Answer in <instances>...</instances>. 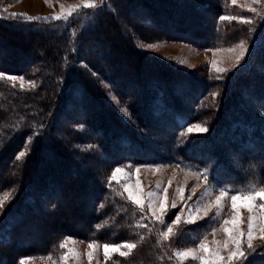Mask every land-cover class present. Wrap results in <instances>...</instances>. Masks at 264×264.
Wrapping results in <instances>:
<instances>
[{"label":"trees","instance_id":"trees-1","mask_svg":"<svg viewBox=\"0 0 264 264\" xmlns=\"http://www.w3.org/2000/svg\"><path fill=\"white\" fill-rule=\"evenodd\" d=\"M226 1L111 0V6L96 7L93 21L88 23L81 33H75L76 36L71 26L56 29L39 24H16L15 21H5L0 18V50L4 49V46L12 48V51L6 53L4 60L0 62V71L20 75L30 72V78L35 81V86L26 90L0 79V166L6 174L0 181V191L18 186L13 187L11 192L14 198L4 207L3 213H0V264H20L19 260L23 255L47 252L55 254L60 248V239L67 234L88 240H126L136 243L137 247L127 257L113 256L104 264H176L173 250L180 246L178 241L174 238L171 241H164L162 247L157 235L161 228L157 224L153 225L149 220H141L139 209L123 193L112 186L104 185L100 178L95 179L93 177L96 175L95 171L82 172L78 159L73 157L71 150L56 152L52 157L60 160L59 165H69L74 169L76 177L74 181L70 180V183L80 180L89 182L92 187L91 192L95 194L91 200L92 204L88 205L87 210L86 207L81 208L85 213L74 214L76 217L79 216L82 221L80 224L85 229L67 227L70 224L68 218L58 221L56 215L59 216L63 211L58 197L64 198L68 191L66 184L59 185L60 181L58 182L55 174L46 173L47 170H44L38 176L42 179L40 184L43 186L40 190L33 188L32 185L38 184V181L37 178L29 177V174L40 162L36 155L38 156L37 153L47 147L45 142L55 147L60 145V137L58 138L51 131L58 125L60 117L65 115L70 105L80 110L82 116L79 122L84 123L91 130L92 140L94 139L100 150L112 162L118 164L153 162L155 160L152 158L156 155L158 157L164 155L161 160L169 159L181 164L207 167L210 178L214 182L219 181V185L229 182L251 183L250 177L241 175V172L224 158L223 152L229 145L242 151L245 156L241 160L246 165H254L256 169L254 175H259L257 178L264 180V165L257 164L259 160H264V152L261 151L264 118L252 111L250 102L247 103L246 98L244 101L240 99L242 96H247L257 104L264 100V76L252 69V63L243 67L242 71L233 77L234 82L226 87L223 96L219 93L214 99L209 95L215 85L208 79L203 78L198 81L195 75L190 79L189 75L178 74L181 76L180 79L186 77L184 81H178L180 87L183 85L185 87L184 90L178 89V92L175 86L177 81L171 80L176 78V74L174 75L172 71L167 72V69H170L169 65L154 61L149 62L148 65L143 58L130 66L120 65L116 61L100 63L102 58L105 59L114 50L109 48L105 52L94 49L97 43L99 47L102 46V42L111 35L116 34L117 37L123 34L125 36L123 39L112 40L110 45L113 49L124 46L130 48L131 52L115 53V60L128 59L130 62L132 54L138 52L130 42L129 33L127 31L124 33L125 31L119 26L124 10L130 13L140 10L145 13L143 15L147 20L145 25L139 22L137 25L130 23L129 28L134 26L139 30L151 25L162 26L164 29L167 28L165 31L183 35V38L198 45L216 43L220 37L218 33L221 34L219 28L221 26L239 34L247 31L248 27L242 25L256 26L263 21L264 26L262 16H257L248 24L238 23L235 20H221L219 15L226 14L230 10ZM200 9L205 11L204 15L199 14ZM200 17L202 19H199ZM103 27L113 29L114 33H105ZM217 27L219 31H216ZM14 34L19 36V41L12 38ZM199 39H204V42L195 41ZM258 53L260 49L255 53L253 63ZM2 57L0 51V60ZM25 59L27 60L24 66H19L18 63ZM72 62L76 66L70 69L68 66ZM105 69H108V73ZM143 71H150L152 78L142 79L143 81L135 79L134 75H139ZM96 73L114 86L120 99L128 105L137 125L132 127L108 103L100 90ZM127 76H129L128 80ZM167 76L171 77V82L166 80ZM194 81H198V87L193 84ZM238 81L243 85L237 84ZM130 82H134L138 87L148 82L149 88L128 93L124 88H127ZM140 83L142 85H139ZM219 98L223 99L222 105L214 119L215 128L211 131L209 139L200 143H184L180 132L200 117L208 121L207 115L212 113L213 101L216 102ZM204 103L209 107L204 109L202 107ZM148 116L152 120L161 121L169 130L167 138L170 142L169 153L162 151L160 153L156 150L155 152L154 148L147 144L149 142L136 132L139 128L146 129V124L142 123ZM41 124L44 125L43 128H40ZM60 133L59 131L58 135ZM29 136L33 137V143L30 144L31 152L26 154L23 160L18 161L15 159V153L25 144ZM216 140H218L217 145ZM257 150L260 152L252 156L251 153ZM81 155L80 162L84 164L88 155L87 153ZM153 155L155 157H150ZM251 177H254L251 181L258 180L256 176ZM43 198L52 199L48 204H55L54 207L48 204L45 207L41 206L40 201ZM32 207L38 211L34 214L36 220L39 216L37 213H46L53 216L51 222L58 221L66 229L48 236L45 244L40 241L39 246L32 245L27 236L24 238V235H29L31 232L30 221H24L28 215L25 211ZM46 222L47 219L40 215L37 223L34 220L32 224L38 226ZM261 253H264V249H258L256 254L250 256V259L254 257V264H264V254Z\"/></svg>","mask_w":264,"mask_h":264},{"label":"rangeland","instance_id":"rangeland-1","mask_svg":"<svg viewBox=\"0 0 264 264\" xmlns=\"http://www.w3.org/2000/svg\"><path fill=\"white\" fill-rule=\"evenodd\" d=\"M228 2V12L221 13L219 17H246L249 18L251 22H253V19L255 20L257 16H262L264 14V0H259L258 3H254L253 0H236V3H233V0H227L226 3ZM97 6L99 5L100 7H105L106 5L111 6L112 2L111 0H104L103 6L100 4V0H96ZM84 5V0H0V18L4 19L5 21H15L17 23H23L26 25H33V24H39L42 26H48L49 28L55 27L56 29L71 26L73 29V34L76 36V34L81 33L87 26L88 23H91L93 21V18L95 16L94 12L96 10L95 8H88L83 6ZM76 7V11L72 12L70 16H68V19L65 20L63 19V15H67L69 9ZM98 6V7H99ZM226 6V5H225ZM251 7L256 8V12L250 11ZM201 12L199 14H205V11L203 9H200ZM12 13H23L26 14L27 16H33V17H41L42 19H37L33 21H28L23 17H13L11 14ZM145 14L144 12L140 10H135L134 12H128L124 10L122 12V20H121V25L120 28L129 33L130 36V42L134 44L135 48L138 50V54H132V58L130 62L128 59H119L115 60L114 54L115 53H128L131 52L130 48L126 47H117L113 49L111 47V42L112 40H121L125 36L119 35L116 37L115 35H111L110 38L102 42V46L99 47V43H97L94 46V49H100L102 51H107L109 48L113 51V53H110L105 59H101L100 63L106 62H118L120 65H125L127 66L134 64L135 62L139 61L140 59H145V61L148 63H152L151 61L158 62L163 65H169L170 69H167V72L172 71L173 74L176 76V78L171 79V77H166V80H173L174 82L177 81L176 83V89L178 90H184L185 87L179 86V80L184 81L186 77H183L184 79H180L181 76H178V74H186L190 76L191 78H194L195 75L198 78H196L198 81L200 79H208L211 82L214 83L215 87L210 90L209 97H213L214 99L217 96H213L212 93L217 92L220 93L221 96L226 91V87H229L230 84H232L233 77L236 76V74L240 73L243 69V67H246L249 63H252V69L255 72H258L264 76V47H258L257 49H252V41L256 38V36L264 34V26L263 21L259 25H242V26H247V31L246 32H241V34L234 33L233 30L227 29L224 26H221L219 28L221 34L218 33L220 36L218 38V41L213 44H205V45H198L194 43L193 41L187 40L186 38H183L181 35H175L174 33H169L165 31L166 29L162 28V26H156V25H151L149 27H144L138 30L136 27H128V25L131 23V25L141 23V25H145ZM203 14V15H204ZM57 15H61V19H55ZM199 15V16H200ZM252 16V20H251ZM44 17H47V19H43ZM198 17V16H196ZM202 17V16H201ZM199 19H202V18ZM16 19V20H13ZM226 20H235L239 22H242L239 19H226ZM144 21V23L142 22ZM134 23V24H132ZM76 25V27L74 26ZM147 26V25H146ZM235 26V25H234ZM241 26V25H240ZM54 28V29H55ZM218 28V27H217ZM219 28L216 29V31H219ZM254 28V29H253ZM103 30L105 33H114L113 29H107L103 27ZM232 31V32H230ZM236 31V30H235ZM76 33V34H75ZM230 33H234L233 35H230ZM171 36V37H170ZM181 36V37H180ZM16 40L19 41V36L17 34H14V37ZM207 38V37H206ZM28 40V39H27ZM204 39H199L198 41L195 40L196 42H204ZM241 40H244L248 43L249 45V53L245 55L244 60L240 62L239 65L236 67H233L235 64V55L236 51H239V43ZM148 45H152V47H148ZM230 48H235L236 51H228ZM219 49V51H217ZM260 49V53H258L257 59L253 63V58L255 57V53ZM262 49V52H261ZM2 52L3 57L1 58L0 62L4 60L5 54L8 52L12 51V48L8 46H4V49L0 50ZM94 51H91V53ZM90 54V52H88ZM106 54V53H105ZM87 55V54H86ZM148 59V60H147ZM25 59L22 62H19V66H24V63H26ZM217 62V67L221 68H227L229 69L228 72L226 73H218L216 71V68L213 67L212 62L213 61ZM76 66L74 65L73 62L70 63L68 68L73 69V67ZM80 68V67H79ZM172 69V70H171ZM105 72L108 73V69H105ZM11 75H16V76H23L24 80H9L7 78H4V80L10 82L12 85L19 87L20 89H26L30 90V88H33V85L28 83V81H34V79L30 78V72L28 74H12ZM141 74V75H140ZM139 75H134L135 79H139V81L144 80H150V71H143L142 73L140 72ZM131 75L133 76V73L131 72ZM96 76L98 77V83L100 86V90L105 95L108 103L112 106L113 109H115L116 113L126 122L133 125H137L135 120L132 117V114L130 112V109H128V105H126V102L122 101L120 97L118 96L114 86L107 80L104 79L96 73ZM148 76V77H147ZM129 76L126 77L128 80ZM147 77V78H146ZM179 77V78H178ZM198 81H194L193 84H196L197 87L199 85ZM150 82V81H149ZM171 82V81H170ZM241 81H238L237 84H242L239 83ZM35 83V81H34ZM139 85H142L140 83ZM147 86V87H146ZM148 89V82L145 83L143 86L138 87L134 82L129 83L127 88H124L125 91L129 92H134L135 90H143V89ZM250 88V87H249ZM252 89V88H251ZM250 89V90H251ZM178 90V92H179ZM220 91V92H219ZM252 91V90H251ZM220 96V97H221ZM208 97V98H209ZM244 98H246L247 103L250 102V108L252 111L257 114L258 116H261L264 118V114H262L261 109H264V106L261 105L259 102L258 104L248 98L247 96H242L240 99L244 101ZM208 100V99H207ZM222 100L223 99H218L216 102L215 100L213 101L212 104V113H209L207 116H209L208 121L205 120V118H198L193 120L190 124H204L208 127L209 131L207 133H188L187 128L190 124H188L180 133V136L183 139L184 143H193L197 142L200 143L203 140H208L211 131L213 128H215V120L217 116L218 109L220 105H222ZM126 101V100H125ZM97 103V101H95ZM208 103V102H207ZM207 103H204L202 107L206 109V107H209ZM190 104V102H189ZM191 105V104H190ZM193 106V104H192ZM199 107V105H198ZM234 109V108H233ZM234 112V111H232ZM142 113V112H141ZM151 115V114H150ZM149 115V116H150ZM204 112V116H205ZM82 114L80 113V110H76V108L73 105H70L66 112L65 115L61 116L58 122V125H56L51 132H54L55 135L59 138L60 137V145L58 147L53 146L52 144H46L47 147L43 150H40L36 155L37 160H40L38 162V167H34L32 172L30 171L29 177L32 178H37V183L32 185L33 188H37L38 190L41 189L43 186L41 183L42 179H39L38 176L41 175V172L44 170H47L46 173H51L55 174L56 178L58 179V182L60 181L61 186L66 184V189L67 193L64 196L58 197L59 200L62 203V215L60 214L59 216L56 215L58 221L68 218V222L70 223L67 225V227H73V228H81L80 218L79 216L76 217V213L80 212L79 214H82V212L85 213L84 210H82V207H86V210L88 209V205L93 201L92 197H94V193L91 192L92 187L90 186L89 182H84L77 180L79 182H72L70 183V180L74 181L75 180V171L72 169V167L68 166H61L59 165L60 160L57 158H53L52 155H54L56 152H62L66 150H71L72 154L74 155L73 157H76L78 159V162L80 164V170L82 168V172H87V171H95L96 175L93 177L95 179L100 178L104 185H109L108 182V177L111 175L112 171L114 168L117 166H121L124 168L125 172L130 173L131 175L127 178L121 177L118 180H113L111 182V186L116 189L117 191L123 193L126 198L128 199V193L124 190L123 185L124 183H129L132 185L136 184V180L139 179L140 181V187L142 188L143 192H148V191H161L163 188H167V197H168V202L169 205L173 200H177V207L175 209L169 208V213L168 215H171L172 213L179 211L181 207L185 208V211H187L188 205H194L198 199H200L203 202H206L208 199H215L216 195H219V188L222 185L216 184L211 178H210V173H209V181L207 184H205L203 180V174H202V169L200 167L191 165V164H181L179 162H174L169 159L166 160H161L163 159L164 155L161 157H156L150 156V157H155L152 158L153 162H138V163H131V162H123L122 164H118L115 162H112L110 158H107L99 148V145L92 140L93 136L91 133V130L84 124L79 122ZM148 116L147 120H144L142 124H146V129L139 128L136 130L138 134L141 135L142 138L147 140L154 149V151H158L161 153L162 152H168V148L170 147V142L167 140L168 136V129L165 127L161 121L155 119L152 120ZM78 119V120H77ZM134 129V128H133ZM135 130V129H134ZM59 131L61 132L60 135H58ZM11 138V137H10ZM85 138V139H84ZM90 138V139H89ZM221 139L225 140L223 137ZM33 143V138L32 140H29L28 138L25 141V144H23L20 148H18L17 153H15V159H17V155L19 152L24 151L26 154H30L31 148L30 144ZM167 143V144H166ZM216 145L218 143V140H216ZM226 144H229L226 142ZM225 145V144H222ZM228 147L226 148V151L223 152L224 158L227 160L229 164L232 165L236 170L241 172V175H244V177L248 176L250 177V182L251 183H264V180H259L257 178V175H254V171L256 170L254 165L247 164L243 162L241 159L243 158L244 153L242 151H239L236 149V147ZM211 150V148H208ZM155 151V152H156ZM260 152V150H257L256 152L251 153L252 156ZM81 153L88 155V158H86V162L83 164L80 162V159L82 157ZM205 153V151H204ZM21 157L20 159H17L18 161L23 160ZM59 158V157H58ZM35 160V161H37ZM83 160V159H82ZM160 160V161H159ZM18 163V162H17ZM20 163V162H19ZM3 164V162H2ZM1 164V165H2ZM37 164V163H36ZM259 165H264V160H259L258 163ZM137 165H152V167H140L139 169V174L137 175L136 173V166ZM250 165V166H248ZM159 166V167H157ZM244 170V171H243ZM78 172H80L78 170ZM209 172V171H208ZM197 173H200L199 179L197 178ZM5 173L2 170V166H0V181L5 177ZM251 176H256L258 180H252L254 177ZM93 178V179H94ZM40 180V182H39ZM236 184L235 182H229L228 184H224L227 186H230L231 188L234 189H240L243 188L247 190L250 186V184ZM159 185V189L157 186ZM197 185H199L197 187ZM13 187H18V186H13ZM7 188L4 191H0V199L7 197L5 200V206L14 198L12 194V190L14 188ZM182 187L184 189L183 196L185 199L187 197L191 196L192 199L188 201V204L185 205L182 200H180L179 196L177 195V189ZM195 187L196 191L195 193L192 192V188ZM51 190V189H50ZM50 190L48 192H50ZM44 191V190H43ZM52 199H42L40 201L41 206L45 207L47 204L51 201ZM69 200V201H67ZM129 200V199H128ZM130 201V200H129ZM132 202V201H131ZM52 205L54 207L55 204H48ZM231 201L230 199L226 201L225 208L222 212V215L225 217H229L231 215ZM49 206V207H52ZM136 206V205H135ZM239 206L240 212H241V220L242 223L240 224L241 228L246 229L247 228V222H246V217L248 215L247 209L243 206ZM30 207V206H28ZM137 209L138 206H136ZM56 208V207H55ZM29 210V211H28ZM27 212V217L24 221L29 222L30 221V234L29 235H24L27 236L34 246H39L38 242H42L45 244V241L48 236L57 234L58 232L65 230L66 228L64 226H61L58 221L51 222L53 221V216L52 215H47L46 213H40L37 215H42L47 219L46 223H41L38 224V226L35 224H32V221H36V214L37 209H34L33 207L30 209H26ZM215 208L212 209L210 212V216L215 215ZM135 214V212H134ZM174 218V217H173ZM167 219V216H166ZM147 220V219H144ZM205 220L198 221V225H200V228H197V225H185L183 226V231L184 235L183 238L177 240L174 238V240L178 241V246L177 248H184V247H190V246H195L190 239L191 236H196L198 235L202 230L203 226L205 225ZM18 221V220H17ZM15 221V222H17ZM150 221V220H149ZM157 225L161 228L162 226L157 223ZM217 227L219 225L217 224ZM85 229V227H82V230ZM26 231V230H25ZM190 234V235H189ZM72 237L74 243L70 242V246L74 247L77 249L79 252V259L76 257H69L68 264H104L108 259H110L113 256H121L119 251L112 252L110 256L106 259L104 256V251H103V245L105 243L108 244H121L123 245L125 242H131V241H126V240H118V241H111V240H88L84 239L80 236L74 235V234H67L64 235L61 239L60 242L64 240L65 237ZM38 238V239H37ZM217 239H223L224 234L222 231H218L216 234ZM209 240H212L213 237L210 234L209 230ZM36 240V242H35ZM90 241H96V247L94 249H91L93 251V258L91 261H89L87 253L90 250L88 247V244ZM255 243H259V241H254ZM198 243V241H197ZM60 245V243H59ZM127 249L121 248L120 251H126ZM62 249H58V251L55 254L52 253H42V254H33V255H23V257H33L31 260H25L24 264H61L59 262V257L62 254ZM51 254V259H49V255ZM21 260V259H20ZM19 260V263H20ZM188 264H193V262L189 261Z\"/></svg>","mask_w":264,"mask_h":264},{"label":"snow or ice","instance_id":"snow-or-ice-1","mask_svg":"<svg viewBox=\"0 0 264 264\" xmlns=\"http://www.w3.org/2000/svg\"><path fill=\"white\" fill-rule=\"evenodd\" d=\"M254 3H258L259 0H253ZM233 3H236V0H233ZM101 6L104 4V0H100ZM88 8L97 7L96 0H84V5ZM75 6L69 9L67 15H63V19L67 20L68 16L72 12L76 11ZM250 11L256 12L255 7H251ZM13 17H23L28 21H33L37 19H42L41 17L27 16L23 13H12ZM61 15H57L55 19H61ZM264 18V17H262ZM43 19H47L44 17ZM221 20L224 19H239L243 23H250V19L246 17H220ZM152 47V45H148ZM252 49H257L258 47H264V34L256 36L252 41ZM239 51H236L235 48H230L228 51H236L235 55V64L233 67H236L244 60L245 55L249 53V45L246 41L241 40L239 43ZM219 51V49H217ZM81 64H84L83 61H80ZM213 67L216 68L218 73H226L229 71L227 68L217 67V62L214 60L212 62ZM87 67V65H84ZM95 75V73H93ZM7 78L9 80L23 81V76L11 75L9 73L0 71V79ZM61 82H63V77H61ZM28 83L35 86L34 81H28ZM71 87V85H69ZM213 96H218L219 93H212ZM261 104H264V100L260 101ZM262 114H264V109H261ZM44 125L41 124L40 128H43ZM209 131L208 127L204 124H190L187 128L188 133H207ZM32 136H29L28 139L32 140ZM261 151L264 152V137H262ZM26 153L21 151L17 155V159L24 157ZM152 167V165H137L136 173L139 174L140 167ZM159 167V166H157ZM203 180L205 184L209 181V172L208 168L205 167L202 170ZM131 174L125 172L124 168L117 166L113 169L111 175L108 177L109 186L113 180H118L121 177L127 178ZM197 178L199 179L200 173H197ZM219 184V181H215ZM199 185H197L198 187ZM124 190L128 193V199L132 203L138 206L140 211V219L150 220L153 225H161V230L158 231L157 235L160 239L161 246H164V241H171L173 238L177 240L183 238L184 231L183 226L185 225H197V228H200L198 221H205L203 230L196 236H191V242L195 246L176 248L173 250V255L176 257V264H188L189 261L193 264H254V257L250 259V256L256 254L258 249H264V183H251L247 190L240 188L234 189L227 185H222L219 188V195L215 196V199H208L206 202L201 201L200 199L194 205H188L187 211L184 207H181L179 211L168 215L169 208L175 209L177 207V200H173L169 205L167 197V188L162 189L161 191H148L143 192L140 187L139 179L136 180V184L132 185L129 183H124ZM159 189V185L157 186ZM196 188H192V192L195 193ZM184 189L182 187L177 189V195L180 200L184 202L185 205L188 204V201L192 199L191 196L187 199L183 196ZM7 197L0 199V213H3L5 207V200ZM231 201V215L225 217L222 215V212L225 208L226 201ZM243 206L247 209L248 215L246 217L247 228H241V212L239 206ZM215 208L216 212L214 216H210V212ZM167 216V219H166ZM174 217V218H173ZM217 224L219 227H217ZM142 227H147V225H142ZM209 230L213 239L209 240ZM218 231H222L224 234L223 239H217L216 234ZM198 241V243H197ZM254 241H259L255 243ZM70 242L74 243L72 237H65L63 241L60 242V249H62V254L59 257V262L61 264H68L69 257H76L79 259V252L76 248L70 246ZM96 241H90L88 244L89 251L87 253L89 261L93 258V251L96 247ZM127 249L126 251H120L121 248ZM137 247L134 242H125L121 244H108L103 245L104 256L107 259L112 252L119 251L122 257H127L133 249ZM264 254V253H261ZM33 257H23L20 260V264H24L25 260H31ZM51 259V254L49 255Z\"/></svg>","mask_w":264,"mask_h":264},{"label":"bare ground","instance_id":"bare-ground-1","mask_svg":"<svg viewBox=\"0 0 264 264\" xmlns=\"http://www.w3.org/2000/svg\"><path fill=\"white\" fill-rule=\"evenodd\" d=\"M181 36H182V35H181ZM181 36H180V37H181ZM123 47H124V46H123ZM123 47H122V48H123ZM129 54H130V53H129ZM125 55H126V54H125ZM119 95H120V94H119ZM130 104H131V103H130ZM54 215H55V214H54ZM62 216H63V215H62ZM37 239H38V238H37Z\"/></svg>","mask_w":264,"mask_h":264}]
</instances>
